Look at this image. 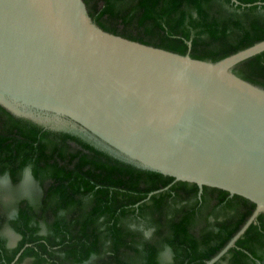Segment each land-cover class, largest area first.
<instances>
[{"label":"trees","instance_id":"trees-1","mask_svg":"<svg viewBox=\"0 0 264 264\" xmlns=\"http://www.w3.org/2000/svg\"><path fill=\"white\" fill-rule=\"evenodd\" d=\"M83 2L103 31L196 60L215 63L264 41V0ZM232 72L264 90V52ZM26 170L33 198L19 200L11 219L0 205V264L18 254L14 264H205L254 210L219 190L203 188L199 196L194 185L0 108V177L18 185ZM4 228L19 236L14 248ZM215 264H264V213Z\"/></svg>","mask_w":264,"mask_h":264},{"label":"water","instance_id":"water-1","mask_svg":"<svg viewBox=\"0 0 264 264\" xmlns=\"http://www.w3.org/2000/svg\"><path fill=\"white\" fill-rule=\"evenodd\" d=\"M262 52L201 61L103 31L83 0H0V108L199 196L253 204L215 264L264 213V90L232 72Z\"/></svg>","mask_w":264,"mask_h":264},{"label":"rangeland","instance_id":"rangeland-1","mask_svg":"<svg viewBox=\"0 0 264 264\" xmlns=\"http://www.w3.org/2000/svg\"><path fill=\"white\" fill-rule=\"evenodd\" d=\"M29 178V177H28ZM33 183L30 179H26L22 184L19 186H11L9 185L6 180H0V205L2 208H12L14 209L13 205L21 198H33V191L34 188ZM10 236V245L14 246L16 237Z\"/></svg>","mask_w":264,"mask_h":264},{"label":"flooded vegetation","instance_id":"flooded-vegetation-1","mask_svg":"<svg viewBox=\"0 0 264 264\" xmlns=\"http://www.w3.org/2000/svg\"><path fill=\"white\" fill-rule=\"evenodd\" d=\"M29 177V178H28ZM26 179H30V181L33 183V185H31V186H34L35 187V183H34V181H33V179L31 178V176H30V173H29V171L28 170H26L25 172H24V174H23V181H21L22 183L26 180ZM0 180H6V182L9 184V185H11V186H19L20 184H22V183H20V184H18V185H12L11 183H10V181H9V179L6 177V176H4V177H0ZM26 198V197H25ZM21 199H23V198H21ZM21 199H19V200H21ZM18 200V201H19ZM17 201V202H18ZM16 202V203H17ZM13 207H14V209H12V208H3L4 210H5V213H7V217H8V219L10 218H13L15 215H16V204H14L13 205ZM2 235H3V237L6 239V246H7V248H14L15 247V244H16V242L18 241V239H19V236L15 233V232H13L11 229H9V228H4V230H3V232H2ZM9 235H12V236H15L16 237V240H15V244H14V246H11L10 245V236ZM14 261V260H13ZM12 263V262H11ZM10 263V264H11ZM14 263H15V261H14ZM13 263V264H14Z\"/></svg>","mask_w":264,"mask_h":264}]
</instances>
